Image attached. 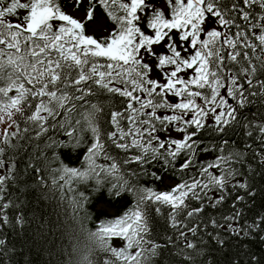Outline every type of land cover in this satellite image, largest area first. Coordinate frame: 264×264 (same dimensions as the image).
I'll return each instance as SVG.
<instances>
[{
    "label": "snow or ice",
    "instance_id": "snow-or-ice-1",
    "mask_svg": "<svg viewBox=\"0 0 264 264\" xmlns=\"http://www.w3.org/2000/svg\"><path fill=\"white\" fill-rule=\"evenodd\" d=\"M0 264H264V0H0Z\"/></svg>",
    "mask_w": 264,
    "mask_h": 264
},
{
    "label": "trees",
    "instance_id": "trees-1",
    "mask_svg": "<svg viewBox=\"0 0 264 264\" xmlns=\"http://www.w3.org/2000/svg\"><path fill=\"white\" fill-rule=\"evenodd\" d=\"M89 226L91 227L92 225H89ZM57 236H59V234H57ZM9 239H10L13 243L16 244L17 248L20 247L21 238H20L19 236H16L15 234H12V233H9ZM60 243H61V241L58 239V240H57V244H60ZM62 243H63V246L66 248V250L70 252V251H71L70 241H69V237H68L67 235H65V236L63 237V241H62ZM66 258H67V257H65V259H66Z\"/></svg>",
    "mask_w": 264,
    "mask_h": 264
}]
</instances>
